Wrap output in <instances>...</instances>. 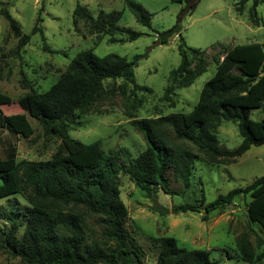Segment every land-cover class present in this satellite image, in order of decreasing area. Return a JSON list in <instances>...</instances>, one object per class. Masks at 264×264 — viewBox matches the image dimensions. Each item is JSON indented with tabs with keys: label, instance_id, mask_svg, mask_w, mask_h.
<instances>
[{
	"label": "trees",
	"instance_id": "1",
	"mask_svg": "<svg viewBox=\"0 0 264 264\" xmlns=\"http://www.w3.org/2000/svg\"><path fill=\"white\" fill-rule=\"evenodd\" d=\"M248 0L235 7L243 13ZM264 0H253L248 11L252 26L262 24L256 16V6ZM196 3H191L193 9ZM126 7L137 23L150 28V14L139 4L126 1ZM40 9L29 34H21L20 25L9 11L0 5V16L17 38V50L30 37L39 34L42 49L52 50L45 42ZM121 12L100 11L95 17L79 4L73 10V24L82 19L91 34L115 36L134 41L140 33L117 26ZM179 27L158 34L159 44L179 33ZM264 41L236 45L223 52L222 61H214L215 74L202 87L198 101L189 113L137 119L133 113L139 107L136 92H151L135 83L134 67L142 55L131 61L117 56L97 57L92 49L77 53L59 79L46 91L30 93L16 102L22 111L7 116L0 110V127L24 139L33 134L26 115L40 124L45 135L60 139L61 146L47 161H17L14 154L0 157V199L21 195L27 207L23 220H16L13 210L0 212L9 228L1 232L0 250L18 258L23 264H142V254L127 234V209L120 198L119 176L122 174L155 201L157 192L168 196L180 193L170 187L171 180L183 189L190 186L192 168L198 155L210 164L229 165L237 161L251 146L264 145ZM180 64L169 73L164 99L174 90L190 86L206 71L205 51L187 48L180 37ZM117 80L122 84L105 90L104 82ZM131 86L132 107L128 108L131 126L142 136L145 149L131 157L125 149L105 152L98 141L83 144L68 136L69 125L103 93L119 94L129 100L126 86ZM12 100L0 93V106ZM260 109V121L249 118L251 110ZM133 112V113H132ZM221 121L237 124L242 141L233 150L219 147L216 132ZM248 196L246 215L264 233V174L244 187L233 188L205 204L206 213L231 205L237 197ZM192 203L171 208L173 214L197 212ZM166 215L165 208L155 210ZM94 218L99 229L95 237L87 219ZM22 228L21 235H18ZM157 248L156 264H216L206 250H188L177 246L171 237L152 238ZM240 261L253 264L264 259V248L255 254L243 235L235 239Z\"/></svg>",
	"mask_w": 264,
	"mask_h": 264
},
{
	"label": "rangeland",
	"instance_id": "2",
	"mask_svg": "<svg viewBox=\"0 0 264 264\" xmlns=\"http://www.w3.org/2000/svg\"><path fill=\"white\" fill-rule=\"evenodd\" d=\"M127 0H0L12 18L20 25L21 34H29L35 25L38 13L46 44L52 50L42 49L39 34L30 37L29 42L17 50V38L9 31L7 22L0 16V93L8 96L12 103L0 106L2 115L22 112L16 102L30 93L48 90L66 70L74 56L87 49L97 57L117 55L131 61L133 56L142 55L134 67L135 83L151 92H136L134 100H140L133 115L137 118L166 116L189 113L196 105L203 85L215 74L216 58L222 61L223 52L236 45L263 43L264 3L256 6V16L262 24L252 26L248 11L253 0L243 6V13L237 14L236 4L240 0H131L141 5L150 14V28L137 23L126 7ZM196 3L193 9H188ZM79 4L92 16L100 11L121 12L117 26L128 28L141 34L134 41H123L115 36L113 42L108 36L91 34L88 25L77 19L73 24V10ZM179 27V33L170 37L166 44H158V34ZM182 38L187 48L205 51L206 71L186 87L174 90V94L164 99V89L168 85L171 70L180 64L178 45ZM264 53V50H263ZM124 81H105L104 88L122 84ZM131 86L127 84L129 100L119 94L102 96L93 102L87 111L79 114L75 123L69 125L68 136L83 144L98 141L103 151L125 149L131 157L144 151L142 136L131 126L128 108L132 107ZM260 109L251 110L249 118L262 119ZM33 134L24 139L0 127V157L11 154L17 161H47L61 146V141L53 135H45L42 127L26 115ZM216 140L220 148L233 150L242 139L237 124L221 121ZM264 174V145L251 146L237 161L229 165L210 164L200 155L194 162L190 186L183 189L171 180L170 187L180 194L168 196L157 192L153 202L146 198L128 179L119 176L120 198L127 209L125 227L142 254V264H156L157 248L152 238L171 237L177 246L188 250H206L216 264H249L239 260L235 239L246 235L247 240L258 254L264 248V233L257 224L251 223L246 215L248 196L237 197L231 205L210 213L203 212L205 204L218 195L226 194L233 188L244 187ZM184 203L197 205V212L173 214L171 208ZM27 207L21 195L0 199V212L13 210L16 220H23ZM165 208L166 215L155 210ZM88 228L94 236L99 229L94 218H88ZM9 221L0 217L1 232L9 228ZM22 228L18 235H21ZM0 264H23L18 258L0 250ZM253 264H264V259Z\"/></svg>",
	"mask_w": 264,
	"mask_h": 264
},
{
	"label": "water",
	"instance_id": "3",
	"mask_svg": "<svg viewBox=\"0 0 264 264\" xmlns=\"http://www.w3.org/2000/svg\"><path fill=\"white\" fill-rule=\"evenodd\" d=\"M188 9H189V8H188ZM158 44H159V42L157 41V42H156V45H158ZM202 211H203V212H206V210H205V209H203Z\"/></svg>",
	"mask_w": 264,
	"mask_h": 264
}]
</instances>
